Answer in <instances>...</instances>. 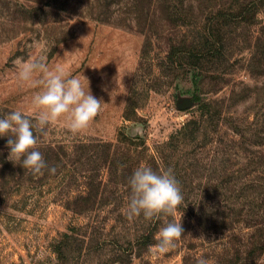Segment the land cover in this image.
<instances>
[{
    "label": "rangeland",
    "instance_id": "rangeland-1",
    "mask_svg": "<svg viewBox=\"0 0 264 264\" xmlns=\"http://www.w3.org/2000/svg\"><path fill=\"white\" fill-rule=\"evenodd\" d=\"M28 3V0H0V110H19L33 117L31 98L42 91V85L21 82L16 61L42 56L49 68L59 64L69 77L80 78L87 90L84 76L93 96L102 100V111L89 128L73 133L68 121L61 118L49 125L46 139L67 145L77 139L115 141L123 132L131 137L139 136L149 151L154 152L157 145L179 132L185 122L204 119L206 127L197 132L202 150L192 151L191 143L178 144L182 159L190 150L200 158L199 172L190 177L194 181L201 180L203 185L187 192L204 195L209 203L213 202V196L226 195V190L210 187L208 182L237 179V169L244 163V155L252 156V151L260 149L255 143L260 134L264 137V75H256L248 64L253 39L255 41L257 33L264 31V3L259 4L257 23L250 28H241V24L236 23L235 43L239 41L242 46L234 44L229 48L230 63L217 65L216 70L211 64L209 72L200 74H195L187 65L168 70L162 64L169 48L165 34L158 38L155 34L149 36L147 44L137 22L129 19L131 26L127 27L119 16L107 22L79 13L67 15L56 24L65 26L70 36L55 43L49 26L56 18L47 25L31 23L16 7ZM78 5L85 4L81 1ZM247 33H250L248 39ZM142 50L146 52L144 58ZM40 78L38 75L35 79ZM133 84L136 88L150 85L154 89L147 93L141 91L137 98L138 116L127 119L123 116L124 108ZM204 102L210 103L209 120L204 118L208 110L200 108ZM245 120L259 123L247 128L242 125ZM235 129L248 132L247 139L242 140ZM249 175L258 185L264 182V168H256ZM62 179L60 176L39 188L19 187L5 198L0 197V264H184L189 235L181 238L176 248L166 254L156 252L153 245L131 261L121 260L109 252L114 245L111 235L91 244L86 238L83 255L60 260L54 248L60 235L87 221L86 217L67 210L57 197ZM192 221L195 250L199 259H205L209 255L207 248L221 244L213 240V236L204 234L194 217ZM110 223L112 221L106 224V232ZM207 261L216 264L212 258ZM257 263L264 264V252Z\"/></svg>",
    "mask_w": 264,
    "mask_h": 264
},
{
    "label": "trees",
    "instance_id": "trees-1",
    "mask_svg": "<svg viewBox=\"0 0 264 264\" xmlns=\"http://www.w3.org/2000/svg\"><path fill=\"white\" fill-rule=\"evenodd\" d=\"M28 1L30 3L17 4L16 7L31 23L47 25L53 17L56 18L49 26L52 27L55 43L70 36L65 26L56 24L67 15L79 13L107 22L119 16L127 27L131 26L130 20L137 22L138 30L145 33L146 43L150 42L149 36L153 34L157 38L165 34L169 48L165 53L163 66L171 71L176 70L177 66L187 65L195 74L207 72L211 64L213 70H216L217 65L225 66L230 63L229 48L234 44L242 46L239 41L235 43L236 23L241 24V28H250L257 23L259 4L264 3V0ZM81 1L84 6L78 5ZM183 28L186 29L182 31ZM247 34L246 39L250 38V33ZM251 48L253 53L248 64L254 68L256 75H264V31L257 33ZM141 53L144 58L146 52L142 50ZM150 89L154 87L131 86L124 108L125 118L138 116L137 108L140 103L137 98L141 91L147 93ZM209 105V102H204L200 106L208 110L203 116L207 120L211 118ZM10 112L13 111L0 110V117ZM217 115L220 116L221 113ZM29 118L35 124L34 117ZM205 121L191 119L185 122L179 132L171 134L168 140L157 145L154 152L149 151L139 136L131 137L123 132L119 133L115 141L77 139L67 145L62 141L46 139L49 125L43 132L34 128V135L39 141L38 150L48 166L43 170L42 176L33 175L29 169L23 168L22 161L9 159V138L0 137V197L3 199L11 191L23 186L39 188L63 176L56 191L57 197L67 210L86 217L87 221L60 235L54 248L62 261H66L68 257L83 255L86 238L89 241L87 243L91 244L104 241L109 235L114 243L108 249L109 252L121 260L131 261L142 251L157 244V233L164 226L165 220L175 219L182 223V238L189 235L188 251L183 256V262L197 264L199 253L192 241L195 236L192 221L194 217L198 228L221 244L207 248L209 255L205 257L206 260L212 258L216 264H258L257 260L264 252V182H259L258 185L254 179L249 178V174L256 168H264V137L261 134L258 136L259 140L255 144L260 149L252 151V156L243 152L245 161L237 169V179L208 182L210 187L226 190V195L213 196V202L209 203L206 196L187 192L203 185L201 180L194 181L190 177L199 172L198 154H193L190 150L182 159L178 149L179 143H191L192 151L202 150L197 132L206 127ZM258 123V120L254 123L242 121V125L247 128ZM235 131L242 140L247 139L248 132ZM141 165L149 166L157 173L169 168L173 170L185 198V203L180 206L174 218L169 216L148 220L143 214L138 217H129L127 214L131 195L129 178ZM53 167L56 169L55 174L48 170ZM244 172H247L246 175H243ZM111 221L109 231L106 232V224ZM115 229L119 231L113 232Z\"/></svg>",
    "mask_w": 264,
    "mask_h": 264
},
{
    "label": "clouds",
    "instance_id": "clouds-1",
    "mask_svg": "<svg viewBox=\"0 0 264 264\" xmlns=\"http://www.w3.org/2000/svg\"><path fill=\"white\" fill-rule=\"evenodd\" d=\"M16 66L21 82L42 85V91L31 98L35 124L19 110L10 112L0 117V137L9 138V159L22 161L23 168L29 169L33 175L42 176L48 166L38 150L39 141L33 129L43 132L48 125L64 118L73 133L82 132L90 127L102 111V100L93 96L84 76L87 90L81 79L69 77L63 66L57 64L49 68L42 56L28 61L17 60ZM38 75L41 78L36 80ZM48 170L51 174L56 172L54 167ZM129 185V217L143 214L148 220L169 216L174 218L180 206L185 203L171 168L157 173L151 167L141 165L132 173ZM183 233L181 222L165 220L164 226L157 233L156 252L166 254L175 249ZM197 264H209V261L200 258Z\"/></svg>",
    "mask_w": 264,
    "mask_h": 264
}]
</instances>
